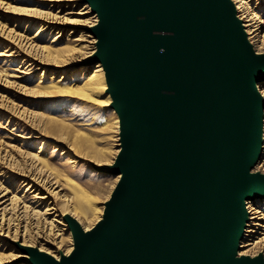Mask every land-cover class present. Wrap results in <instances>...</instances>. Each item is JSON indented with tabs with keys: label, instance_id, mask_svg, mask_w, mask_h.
Returning a JSON list of instances; mask_svg holds the SVG:
<instances>
[{
	"label": "water",
	"instance_id": "95a60500",
	"mask_svg": "<svg viewBox=\"0 0 264 264\" xmlns=\"http://www.w3.org/2000/svg\"><path fill=\"white\" fill-rule=\"evenodd\" d=\"M120 152L103 218L59 261L30 264H264L238 258L245 200L264 199V54L246 40L230 0H87Z\"/></svg>",
	"mask_w": 264,
	"mask_h": 264
},
{
	"label": "bare ground",
	"instance_id": "6f19581e",
	"mask_svg": "<svg viewBox=\"0 0 264 264\" xmlns=\"http://www.w3.org/2000/svg\"><path fill=\"white\" fill-rule=\"evenodd\" d=\"M230 1L234 6L236 18L241 24L248 44L257 55L264 54V15H261V12L259 13L256 11L260 4L264 3V0H256V5L254 6L251 2L255 0ZM23 4H27L26 7L23 8L21 6ZM64 5L70 7L66 13H63L62 10ZM0 13H9L14 15L16 19L20 16L30 18L27 21V27H30L35 23L32 19L42 20L39 34L44 31H49L55 27V29L58 30L57 35L55 36L56 38H58L59 34L63 31V28L66 26L70 27L69 34H75L79 28H84L85 33L80 34L78 38L74 37L72 41L68 42L70 52L73 57L67 59V61H75L86 64L84 67L85 69L90 66L89 64H92V62L88 60H90L96 52L97 39L92 36L91 29L97 25L98 16L92 11V7L87 0H0ZM90 14L93 15L91 17L83 18V16ZM2 28L3 27L1 25L0 33L5 34V36L13 38V40L19 37V33H15L14 29L6 30L4 28L5 30H3ZM90 35L92 38L87 40ZM23 40H25V43L24 41L22 42L26 46L24 49L29 50L28 52L25 50V53L29 54L27 55V61H22L21 67L25 68L22 71L16 69L17 71L29 74L34 73L37 70L44 71V68L48 64L53 63L55 66H62L64 65L63 63H69L64 61H62L63 63L58 62L55 58H52L50 56L52 45L49 48L48 46H40L37 43L39 40H37V35L31 37L30 39L28 37H24ZM55 40L56 39H53L51 44H53ZM39 52H42L43 56L41 53L39 56ZM2 54L3 53L0 55ZM13 76H10L11 79L9 77H5L3 81L8 85L16 84V81L12 80V78H15ZM57 82L58 81L51 80L47 85L41 86L43 83L39 81L36 83V87L34 86L35 88H32V91L37 93L40 92V95L41 92L43 94L48 93V95L52 94V91H56L61 88ZM261 84H264V80L257 83V90L264 101V87H261ZM65 88L68 91H73L75 94H78L83 99L89 98L90 96L96 98L103 97L104 100L100 102L101 106H111L112 99L108 93L105 72L102 64L100 63L87 80L81 84V86L79 85V87L76 88ZM30 92L31 91L29 90V93ZM112 109L116 113L115 109ZM54 118L55 117L50 118L49 116V120L51 121V131H63L69 129V125H63V120L61 121V119L58 120ZM104 120L105 119H103V121ZM91 124L92 122H89L87 125L89 126ZM105 124V122L102 123L103 126L100 130L108 127V125L104 127ZM115 124L119 135V118H117ZM75 132L78 135H81L80 131L75 130ZM32 138L34 139L35 136L31 135L28 137V139ZM1 141L2 140H0V143ZM87 141L88 140L85 139L86 143ZM261 142L262 146L260 156L264 154V110ZM105 150H97V153L101 152V156L103 157L102 159H99L100 161H104V163H106L103 164L104 166H111L120 152V144L112 161H109V158L110 156L112 157V155L109 156L108 151L106 150L105 152ZM98 156L100 155L98 154ZM23 158L28 161V167H25L24 170L19 173L18 176H20V179L18 182L20 183L19 188H25L24 195H17L19 189L16 194L11 195L10 189L7 186H3V183L0 180V248L4 247V251L0 253V264H15L18 262L30 264L22 261V259L30 258L28 254L23 252V248L35 249L37 252L46 254L59 261L61 257L69 256L74 250V245H72L67 248L66 251L62 252L65 240L63 234L64 230L69 231V237L73 241L72 230L66 219H74L79 224L81 229L84 232H87L103 218L104 214L99 220L96 219L97 221H95L91 226H83L79 220V216L83 217L86 222H91L90 218L92 215H95L97 200L93 199V197L86 192H79L77 187H74L68 178L63 179L58 171L51 168L49 158H44L43 156L40 157L38 154H28L27 152ZM66 162L74 163L75 161L74 159L68 158ZM256 165L264 167V160H260ZM262 174H264V169H262ZM120 178L121 175L116 176L112 191ZM66 188H72L74 191L72 197L63 195L65 190L67 191ZM75 189H77V191ZM112 191L110 192V196ZM30 195L32 196L30 197L31 201L26 200ZM110 196L107 197L106 202L109 200ZM253 201L254 199L245 200L244 202L247 213V221L245 222L242 238L238 243L239 249L237 250L236 255L238 258L254 259L261 256L264 259V225L262 224L264 223V211H259V208L257 209L253 206ZM45 204L47 205L44 212H41L40 208ZM250 221L253 222L249 225ZM63 222L66 223L64 224L66 227L61 229L58 225L63 224ZM12 228H14L13 233H11ZM18 228H34L36 231L34 233H28V231L24 229V232L21 234L17 231ZM9 248L12 249L11 252L6 253V250Z\"/></svg>",
	"mask_w": 264,
	"mask_h": 264
},
{
	"label": "rangeland",
	"instance_id": "374dc122",
	"mask_svg": "<svg viewBox=\"0 0 264 264\" xmlns=\"http://www.w3.org/2000/svg\"><path fill=\"white\" fill-rule=\"evenodd\" d=\"M251 3L253 6L256 5V0ZM26 5L23 4L21 6L24 8ZM69 9L70 7L64 5L62 8L63 13H66ZM256 11L264 15V3H261ZM92 15H85L83 18L91 17ZM29 19L26 16H20L16 19L14 15L9 13H0V26L2 25V29H14L15 33H19L18 39L16 38L15 40L0 33V54L3 53L0 55V140H2L0 143V180L3 186H7L10 189L11 195L16 194L19 189L17 195L22 196L25 193V188H19L20 183L18 181L20 176L18 175L25 167H28V161L24 160L23 156L27 152L28 154H38L40 157L49 158L51 168L58 171L63 179L68 178L79 192H86L97 200L95 215L90 218L91 222H86L83 217L79 216L83 226H91L97 221L96 219L99 220L103 216L107 197L110 196L115 184L116 176L102 169L105 167L103 164L106 163L100 161L99 158H103L101 156L102 153H97V150L104 151L106 149L109 156L112 155L109 161L113 160L120 144L115 124L118 117L111 106H101L100 102L104 100L103 97L90 96L83 99L78 94L65 88L81 86L99 64H89L90 66L85 69L86 64L67 61V59L73 57L68 42L72 41L74 37L78 38L80 34L85 33V29L79 28L75 34H69L70 27L66 26L61 32L62 34L60 33L58 38H56L58 30L55 27L39 34L42 20L32 19L35 23L27 27ZM35 35H37V40L39 39L37 43L40 46H48L49 48L52 45V50L50 49L52 58H55L58 62L69 63L65 64L62 62L64 64L62 66H55L52 63L48 64L44 71L37 70L34 73H22L21 71L25 68L21 67L22 61H27V55L29 54L25 53L29 50L24 49L26 46L23 38L28 37L30 39ZM91 38L92 36L90 35L87 40ZM53 39L56 40L51 44ZM40 53L43 56L42 52H39L38 55L40 56ZM11 75H14L13 77L15 78H12V80L16 81V84L8 85L3 79L5 77L10 78ZM51 80L58 81L57 84L61 88L52 91L53 93L51 92L52 94L49 95L42 92L40 95V92L32 91L39 81L43 83L41 85L43 86L47 85ZM261 87H264V84H261ZM29 90L31 91L30 93ZM49 116L50 118L55 117L58 120H63V125H69V129L51 131ZM103 119L105 120L103 121ZM89 122H92V124L88 126ZM104 122L106 123L104 127L107 125L108 127L100 130ZM75 130L80 131L81 135H78ZM31 135H34L35 138L28 139ZM85 139L88 140L87 143ZM68 158L74 159L75 162L67 163L66 160ZM260 160H264V154L260 156ZM262 169L264 167L255 165L252 171L262 173ZM66 189L67 191L65 190L63 195L72 197L74 193L72 188ZM77 189L75 190L77 191ZM30 197L32 196H28L26 200L31 201ZM46 205L40 208L41 212H44ZM252 205L257 209L259 208V211H264V199H255ZM252 222L250 221L249 225ZM64 224L66 223L59 224V228H65ZM262 224L264 225V223ZM24 229L28 233L36 231L34 228H18L17 231L22 234ZM13 231L14 228L11 229V233ZM63 234L65 240L62 252L73 245V241L69 237V231L64 230ZM3 248H0V253L4 251ZM11 250V248L7 249L6 253L11 252ZM15 264L25 263L18 262Z\"/></svg>",
	"mask_w": 264,
	"mask_h": 264
}]
</instances>
